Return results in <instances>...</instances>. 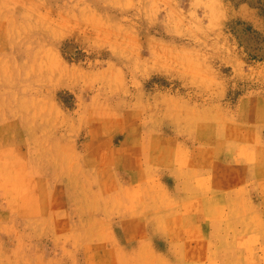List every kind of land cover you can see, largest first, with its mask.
<instances>
[{
  "label": "rangeland",
  "instance_id": "374dc122",
  "mask_svg": "<svg viewBox=\"0 0 264 264\" xmlns=\"http://www.w3.org/2000/svg\"><path fill=\"white\" fill-rule=\"evenodd\" d=\"M0 264H264V0H0Z\"/></svg>",
  "mask_w": 264,
  "mask_h": 264
}]
</instances>
